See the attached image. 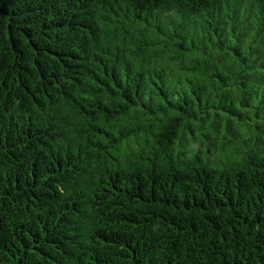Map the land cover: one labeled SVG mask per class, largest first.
<instances>
[{"label":"trees","instance_id":"obj_1","mask_svg":"<svg viewBox=\"0 0 264 264\" xmlns=\"http://www.w3.org/2000/svg\"><path fill=\"white\" fill-rule=\"evenodd\" d=\"M0 264H264V0H0Z\"/></svg>","mask_w":264,"mask_h":264}]
</instances>
